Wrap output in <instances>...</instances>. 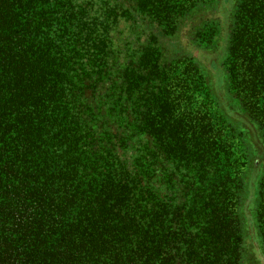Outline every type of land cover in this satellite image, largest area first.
<instances>
[{
  "label": "trees",
  "instance_id": "1",
  "mask_svg": "<svg viewBox=\"0 0 264 264\" xmlns=\"http://www.w3.org/2000/svg\"><path fill=\"white\" fill-rule=\"evenodd\" d=\"M248 237L264 264V0H0V264H242Z\"/></svg>",
  "mask_w": 264,
  "mask_h": 264
},
{
  "label": "rangeland",
  "instance_id": "2",
  "mask_svg": "<svg viewBox=\"0 0 264 264\" xmlns=\"http://www.w3.org/2000/svg\"><path fill=\"white\" fill-rule=\"evenodd\" d=\"M206 14H207L208 18H210V19H217V20H219L223 24L224 23V20H225V16H227V10H225V8L222 6V3L220 4V2H218L217 3V6L214 9H211ZM191 54L192 55H195V56H199V53L198 52H195V51H192ZM209 56L211 57V56H214V55L213 54H210ZM205 57L207 59V56L200 55V60L202 62H204ZM234 117H235V114H234ZM247 144L248 143L246 142V145ZM246 145L245 146L244 145L242 146V148H244V150H246V148H245ZM256 150H258V149H256ZM244 160L246 162V165H245V171H246L245 179H246V182H248V179L250 177V174H251V171H252V167H253L252 164L255 161L257 162V160H256V153H252L250 151L248 159L246 158ZM262 164L263 163H260L259 165H262ZM248 201L245 200V204L244 205H243V202H242V205L243 206L240 208L241 209V214H242V216H243L244 219H245L244 214L245 213L248 214L249 211H251L253 209V207H254V204H253L254 201L253 200H248ZM244 221L246 223V220H244ZM244 247H245V249H244V257L245 258H244V262L242 264H260V260H259V256H258V251H257L258 248H259L258 244H256L250 237H248L244 241Z\"/></svg>",
  "mask_w": 264,
  "mask_h": 264
}]
</instances>
